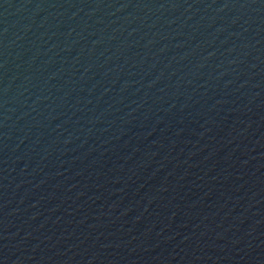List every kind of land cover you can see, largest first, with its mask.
Returning a JSON list of instances; mask_svg holds the SVG:
<instances>
[{
  "label": "water",
  "instance_id": "1",
  "mask_svg": "<svg viewBox=\"0 0 264 264\" xmlns=\"http://www.w3.org/2000/svg\"><path fill=\"white\" fill-rule=\"evenodd\" d=\"M0 264H264V0H0Z\"/></svg>",
  "mask_w": 264,
  "mask_h": 264
}]
</instances>
